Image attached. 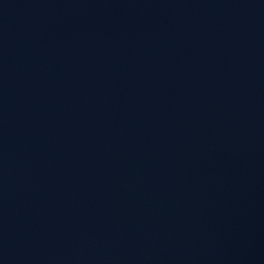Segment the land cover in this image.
<instances>
[{"label":"water","instance_id":"1","mask_svg":"<svg viewBox=\"0 0 264 264\" xmlns=\"http://www.w3.org/2000/svg\"><path fill=\"white\" fill-rule=\"evenodd\" d=\"M0 264H264V0H0Z\"/></svg>","mask_w":264,"mask_h":264}]
</instances>
